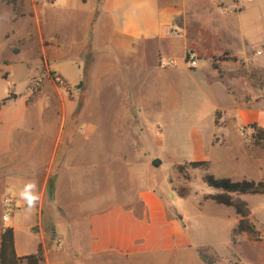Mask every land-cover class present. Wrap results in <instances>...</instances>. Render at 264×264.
I'll list each match as a JSON object with an SVG mask.
<instances>
[{
	"label": "crops",
	"instance_id": "1",
	"mask_svg": "<svg viewBox=\"0 0 264 264\" xmlns=\"http://www.w3.org/2000/svg\"><path fill=\"white\" fill-rule=\"evenodd\" d=\"M18 1L23 14L31 20L36 38L50 41L51 52L44 51L51 54L50 61H67L76 66L78 73L74 85H79L85 78L124 81L125 116L132 114L131 104H136V113L148 110L143 103L149 97L154 98L155 105H160L158 98L176 100L183 91L185 79L208 75L201 88L203 95L208 96L218 86L227 99L224 105H212L207 100L198 116L200 119L202 114L210 115L215 129L212 137L205 141L195 130L190 157L172 153L165 158L179 163L181 160L207 162L214 167L211 175L215 178L244 180L236 178V168L243 164L252 168L253 163L252 158L245 159L246 163L237 161V153L247 150L245 142L236 135L245 128L246 135L251 133L248 128L251 124L264 130V97L247 101L236 99V88L241 85L242 92H250V88L236 78H221L212 68V58L228 53L255 70L264 71V0ZM10 33L12 40L28 36L27 31L14 27ZM257 51H261V55H257ZM189 52L194 53L197 60L196 69H189L185 63ZM220 66L232 65L222 63ZM141 75H145V79L152 78L153 85L146 82L141 86L143 83L133 81ZM2 108L0 242L3 230L10 228L14 232L17 257L34 255L40 248L45 258L43 264H67L61 253L55 254L54 261L50 258L44 237L45 220L50 219L58 225L62 220L60 209L74 203L61 194V173L54 183H49L56 161L64 160L59 147L61 136L45 139L53 152L44 153L40 148L43 138L33 142V137L19 138V145L17 142L13 150V124L2 118ZM217 112L222 113L218 125L215 121ZM77 127L81 129L68 142L63 168L69 169L70 176L77 170L97 174L98 167L102 173V159L107 158L105 139L95 136L93 124ZM132 134L129 130L117 136L113 142L116 146L112 148L119 154L116 158L124 159L129 150L137 154L141 141ZM28 140H32L31 153L27 152ZM93 161H96V168ZM106 167L104 172L107 174ZM63 189L69 196L76 191L70 186ZM5 195L15 198V212L7 224L1 220ZM139 200L140 214L130 207L106 204L89 212L87 239L82 249L86 264H91L92 258L110 263L123 259L160 260L173 253L184 258L188 255L191 240L185 225L169 216L160 194L146 189L139 193ZM216 210L224 213L220 205H216Z\"/></svg>",
	"mask_w": 264,
	"mask_h": 264
},
{
	"label": "rangeland",
	"instance_id": "2",
	"mask_svg": "<svg viewBox=\"0 0 264 264\" xmlns=\"http://www.w3.org/2000/svg\"><path fill=\"white\" fill-rule=\"evenodd\" d=\"M13 1L15 9L11 4ZM30 21L26 13L23 14L18 0H0V100L13 97L2 108V118L13 124V150L17 142L19 145V138L33 137V142L43 138L40 148L44 153L53 152L45 139L52 136H61L62 139L59 147L64 160L56 161L49 183H54L61 173V194L74 203L60 209L62 220L58 225L55 226L50 219L45 220L44 237L46 249L51 252L50 258L54 261L55 254L61 253L67 264H86L82 249L87 239L89 212L106 204L130 207L140 214L139 193L150 189L160 194L169 216L185 225L191 240L188 255L184 258L173 253L160 260L123 259L110 263L92 258L91 264H264V195L240 197L249 206L250 221L257 236L244 233L233 243L232 230L238 217L232 208L224 206H221L224 213L217 212V204L207 198L215 191L205 185L203 178L211 174L214 167L192 169L186 160L179 163L165 158L172 153L190 157L195 130L205 141L212 137L215 129L210 115L202 114L200 119L198 116L207 100L212 105H224L227 99L218 86L208 96L203 95L201 88L208 75L185 79L183 91L176 100L158 98L160 105H155L154 98L149 97L143 103L148 110L136 113V104H131L132 114L125 116L124 81L85 78L79 85H74L78 73L76 66L67 61H50L51 54L44 51L51 52V43L47 39L36 38ZM12 27L27 31L28 36L12 40ZM144 76H136L133 81L143 83L141 86L146 82L153 85L152 78L145 79ZM236 79L251 90L242 92L240 85L234 92L236 99L247 101L264 97V79ZM221 116V112L216 113V125ZM83 124H93L95 136L105 139L107 158L102 159V173L98 167L97 174L89 175L87 170L81 173L77 170L70 176L69 169L63 168L68 142L81 129L77 126ZM129 130L141 141L137 154L129 150L124 159L116 158L119 154L112 151L116 146L113 142L118 135ZM236 136L245 142L247 150L237 153V161L246 163L248 158H252L253 163L252 168L246 164L237 167L236 178L264 181V148L261 146L264 141L257 145L253 132L244 137L237 132ZM31 143L32 140H28L26 144L30 153ZM157 161L160 164L154 166ZM95 162L93 167L96 168ZM179 168H182V173H179ZM65 186L75 187L74 195H67L63 189ZM185 191L187 196L182 198L180 194Z\"/></svg>",
	"mask_w": 264,
	"mask_h": 264
},
{
	"label": "trees",
	"instance_id": "3",
	"mask_svg": "<svg viewBox=\"0 0 264 264\" xmlns=\"http://www.w3.org/2000/svg\"><path fill=\"white\" fill-rule=\"evenodd\" d=\"M11 4L15 9L14 1ZM190 55V52L186 54V64L189 62ZM222 63H231L232 66L221 68L220 65ZM212 68L217 71L221 78L227 76L229 78H241L249 81H262L264 79V71L255 70L250 65H246L236 58L231 57L228 53H224L220 57H213ZM12 100L13 97L11 96L0 100V108L6 106ZM248 128L254 133V137L257 139V145H260L261 140L264 141V130L260 129L256 124H251ZM261 146L264 148V143ZM153 164L157 166V164H160V161ZM187 166L192 169H207L209 163L189 162ZM178 171L182 173V168H179ZM203 182L207 187L215 191L214 194L209 195L207 198L217 205L232 208L238 217V222L232 230V242L235 243V238L244 233L253 237L257 236V231L250 221L251 212L249 206L240 197L246 195H264V181H233L229 178H215L211 174H206ZM180 196L182 198L186 197L187 191L180 194ZM202 259L205 260L204 257ZM44 262L45 258L40 248L34 255L17 257L13 230L10 228L3 230L0 242V264H43Z\"/></svg>",
	"mask_w": 264,
	"mask_h": 264
},
{
	"label": "built area",
	"instance_id": "4",
	"mask_svg": "<svg viewBox=\"0 0 264 264\" xmlns=\"http://www.w3.org/2000/svg\"><path fill=\"white\" fill-rule=\"evenodd\" d=\"M256 54L261 55V51H257ZM187 66L189 69H196L197 60L195 59L193 54L190 55L189 62L187 63ZM246 133H247L246 128L240 130L241 136L244 137L246 135ZM2 206H3V213H2L1 220L4 224H7L12 219L14 212H15V198L11 195H5L3 200H2Z\"/></svg>",
	"mask_w": 264,
	"mask_h": 264
}]
</instances>
